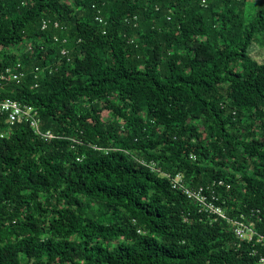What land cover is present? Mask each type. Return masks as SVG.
Segmentation results:
<instances>
[{"label": "trees", "instance_id": "1", "mask_svg": "<svg viewBox=\"0 0 264 264\" xmlns=\"http://www.w3.org/2000/svg\"><path fill=\"white\" fill-rule=\"evenodd\" d=\"M246 14L247 0H0V96L55 134L0 113V264H262L264 245L169 177L224 180L216 203L264 235V62L248 50L264 7Z\"/></svg>", "mask_w": 264, "mask_h": 264}, {"label": "built area", "instance_id": "2", "mask_svg": "<svg viewBox=\"0 0 264 264\" xmlns=\"http://www.w3.org/2000/svg\"><path fill=\"white\" fill-rule=\"evenodd\" d=\"M99 18L100 21L103 20L100 16ZM63 52L66 53L67 50L64 49ZM20 65L21 63H18L17 67ZM13 68L14 67L6 68L5 72L1 74V78L7 79L12 77L18 79L23 74V72H19L18 69L15 70ZM0 113L6 115V121L8 122L9 126H13L17 123H28L31 125L34 131L43 138L49 139L55 137V134L52 131L41 130L39 111L33 105L24 104L11 97L0 96ZM169 177L171 178L173 187L182 190L189 198L196 201L200 206V209H205L207 212H210V214H218L232 222L238 237L247 238L254 241L255 243L264 245V235L255 230L254 223L247 224L242 220L231 219L225 213L224 209L216 204L215 200H217L218 197L215 194L212 186L216 185L217 183L219 185H223V180H215L212 185H208L207 187H192L186 182L184 175L181 173H177L174 177L169 175ZM261 263L264 264V257L261 258Z\"/></svg>", "mask_w": 264, "mask_h": 264}, {"label": "rangeland", "instance_id": "3", "mask_svg": "<svg viewBox=\"0 0 264 264\" xmlns=\"http://www.w3.org/2000/svg\"><path fill=\"white\" fill-rule=\"evenodd\" d=\"M262 7H264V0H247V21H253L257 11ZM248 50L254 59L264 62V29L255 33Z\"/></svg>", "mask_w": 264, "mask_h": 264}, {"label": "bare ground", "instance_id": "4", "mask_svg": "<svg viewBox=\"0 0 264 264\" xmlns=\"http://www.w3.org/2000/svg\"><path fill=\"white\" fill-rule=\"evenodd\" d=\"M2 114V113H1ZM7 122V121H6ZM8 123V122H7ZM4 135V134H3ZM2 136V135H1ZM182 174V173H181ZM224 181V180H223ZM219 185V184H218ZM228 187H230V185H228ZM218 200V199H217ZM217 200H215V202H217ZM217 205H219V206H221L223 209H224V211H225V213L228 215V213H227V211H226V209H225V207L223 206V205H221V204H218V203H216ZM214 215H217L218 217H221L220 215H218V214H214ZM229 217V216H228ZM221 218H223V217H221ZM230 218V217H229ZM242 218H244V219H238V220H242V221H244L245 223H247V224H251V223H254V228H255V221L251 218L248 222L245 220V218H247V217H245V216H242ZM256 230V229H255ZM257 231V230H256Z\"/></svg>", "mask_w": 264, "mask_h": 264}]
</instances>
